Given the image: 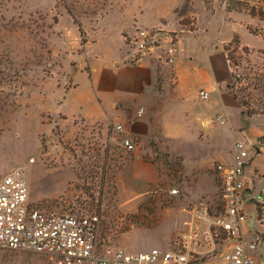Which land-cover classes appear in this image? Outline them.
<instances>
[{"label":"rangeland","instance_id":"rangeland-1","mask_svg":"<svg viewBox=\"0 0 264 264\" xmlns=\"http://www.w3.org/2000/svg\"><path fill=\"white\" fill-rule=\"evenodd\" d=\"M172 1L0 0V179L27 166L33 207L97 215L100 239L132 253L168 248L190 229L186 222L192 221L195 209L204 203L216 204L214 178L207 192L212 170L203 164L192 171L199 162L194 159L187 160L189 170H185L181 158L161 153L152 141L155 155L146 159L156 166L155 181L138 199L121 197L119 175L130 156L119 145L120 134L111 127L103 132L80 121L59 124L58 106L75 76L90 73L94 58L117 61L122 56L119 32L124 27L132 28V36L122 32L126 49L137 56L130 44L136 32L164 15ZM189 1H184L175 18L185 17ZM245 6L264 13V0H227L228 10ZM241 13L222 32L225 38L238 32L250 47L247 51L242 41L235 43L234 38L225 47L233 70L232 90L251 102L253 109L264 112V21ZM192 22L190 15L182 21ZM249 26L261 38L251 35ZM152 30L174 37V33ZM81 80H85L83 75L78 76ZM254 125L264 128V121L257 119ZM225 127L220 126L219 131L226 132ZM261 154L250 164L259 167L256 175L261 179L255 183L249 176L250 196H264V151ZM195 180H201L204 191L188 189ZM172 189H178L179 194L171 195ZM127 201L131 202L124 205ZM249 207L248 226L264 239V208L259 213L254 203ZM0 264L42 262L31 254L0 250Z\"/></svg>","mask_w":264,"mask_h":264},{"label":"crops","instance_id":"crops-1","mask_svg":"<svg viewBox=\"0 0 264 264\" xmlns=\"http://www.w3.org/2000/svg\"><path fill=\"white\" fill-rule=\"evenodd\" d=\"M184 1H172L164 15L139 28L160 29L174 33V37L161 33L158 48L136 56L127 51L122 35L125 32L132 36V28H122L119 32L122 56L117 61L94 58L90 73H80L85 80L80 83V75H76L58 106L59 124L80 121L97 126L103 132L121 125L126 135L135 141L137 148L133 152L125 151L130 162L119 175V194L136 196L131 201L146 194L149 184L156 179V166L146 159L155 155L152 141L161 153L181 158L185 170H189L188 159L199 160L192 171L199 170L203 164L211 169V186L208 181L207 192L213 178L216 181L215 164L232 162L236 141L244 139L261 148L264 142L260 140L264 137V128L254 125L257 119L264 121V115L248 116L229 90L233 70L225 47L235 35L241 37L244 46H249L238 32L227 38L222 32L229 21L243 13L228 10L227 0L209 3L190 0L185 17L190 15L193 22L184 24V15L175 18ZM222 19L223 23L219 22ZM172 44L174 62L167 63L165 52ZM202 91L208 93L207 99L201 96ZM242 121L246 122V127ZM220 126H226V132H220ZM225 137L227 140L223 142ZM252 165L248 175L256 183L261 180L256 175L259 167ZM215 186L217 188L216 183ZM201 187V180H195L188 189L198 193L197 190L204 191ZM258 258V264H264L263 238Z\"/></svg>","mask_w":264,"mask_h":264},{"label":"built area","instance_id":"built-area-1","mask_svg":"<svg viewBox=\"0 0 264 264\" xmlns=\"http://www.w3.org/2000/svg\"><path fill=\"white\" fill-rule=\"evenodd\" d=\"M159 33L139 29L130 42L138 55L160 46ZM172 44L165 52L166 62H174ZM204 99L208 93L200 92ZM120 134L119 145L133 152L137 145L126 135L123 126L115 128ZM264 151L246 140L233 147L230 164L217 163V198L192 212L190 229L179 235L168 248L132 253L108 245L100 239L97 215L60 213L38 209L30 202L26 177L27 166L13 169L0 179V250L31 254L42 264H258L262 235L248 226L250 203L258 212L264 196H250L252 186L248 168L254 158ZM178 195V189L170 190ZM261 220V219H260Z\"/></svg>","mask_w":264,"mask_h":264},{"label":"trees","instance_id":"trees-1","mask_svg":"<svg viewBox=\"0 0 264 264\" xmlns=\"http://www.w3.org/2000/svg\"><path fill=\"white\" fill-rule=\"evenodd\" d=\"M239 2H237L236 5H239L238 4ZM231 11H237V12H245L247 13L248 15H250L251 17L253 18H259L260 21H264V13L262 12H259L256 10V8L254 7H250V6H245L244 8L242 9H238V8H231ZM77 23V21H76ZM80 27V32L81 34H84L81 26L79 25ZM248 30L250 32V34L254 35V36H260V34L258 33L257 30L253 29L251 26L248 27ZM234 41L235 43H238L240 44L241 42V37L239 35H235L234 37ZM245 49L247 51H249V47H246L245 46ZM229 89H231V92L233 93V95L240 101L241 105L244 107V110H245V113L248 115V116H253V115H264V112H259L255 109L252 108L251 106V102L247 101V99L244 97H241L237 92L233 91L232 89V85L229 86ZM246 99V100H245ZM262 210H260V213H261Z\"/></svg>","mask_w":264,"mask_h":264}]
</instances>
